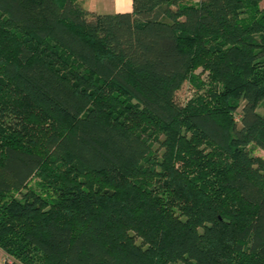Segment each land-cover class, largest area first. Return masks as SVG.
<instances>
[{
    "label": "trees",
    "instance_id": "obj_1",
    "mask_svg": "<svg viewBox=\"0 0 264 264\" xmlns=\"http://www.w3.org/2000/svg\"><path fill=\"white\" fill-rule=\"evenodd\" d=\"M262 3L0 0L3 264H264Z\"/></svg>",
    "mask_w": 264,
    "mask_h": 264
},
{
    "label": "rangeland",
    "instance_id": "obj_2",
    "mask_svg": "<svg viewBox=\"0 0 264 264\" xmlns=\"http://www.w3.org/2000/svg\"><path fill=\"white\" fill-rule=\"evenodd\" d=\"M261 7H264V3L261 4ZM196 73L201 74L203 72H202V70H197L195 72V74ZM202 79L203 80L206 79L205 82L207 84L209 83V80H208V77H206V74L202 75ZM193 95H195V89L192 87V85L190 84V81L188 80L183 84V86L181 87V89L177 93L176 99H177V102L182 105V104H185L186 102H188L193 97ZM258 112L260 114L264 115V101L261 103V105L258 109ZM5 117H8V115H6ZM21 123H22V120L18 119V116H15L13 119L9 120V124L6 122H4L3 124H5V127H11L12 128L13 126H20ZM17 130H20V127ZM0 132H1V128H0ZM254 154H255V156H259V157L264 158V152L260 149H255ZM30 187H32V189L35 190L36 192L43 194L44 196L51 197V195L48 194V192H46V188L43 186V184L40 183L38 180H36V181L34 180L31 183ZM12 198L20 199L21 195L20 194H12V195H9L6 197L7 200H10ZM7 259L11 260V257H9L7 254H5V252H3L0 249V264H3Z\"/></svg>",
    "mask_w": 264,
    "mask_h": 264
},
{
    "label": "crops",
    "instance_id": "obj_3",
    "mask_svg": "<svg viewBox=\"0 0 264 264\" xmlns=\"http://www.w3.org/2000/svg\"><path fill=\"white\" fill-rule=\"evenodd\" d=\"M83 7L101 15L127 13L133 10V0H79Z\"/></svg>",
    "mask_w": 264,
    "mask_h": 264
}]
</instances>
